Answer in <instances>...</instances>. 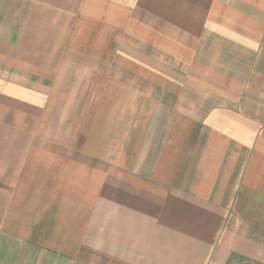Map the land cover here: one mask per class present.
I'll return each instance as SVG.
<instances>
[{"label":"crops","instance_id":"obj_1","mask_svg":"<svg viewBox=\"0 0 264 264\" xmlns=\"http://www.w3.org/2000/svg\"><path fill=\"white\" fill-rule=\"evenodd\" d=\"M0 264H264V0H0Z\"/></svg>","mask_w":264,"mask_h":264}]
</instances>
